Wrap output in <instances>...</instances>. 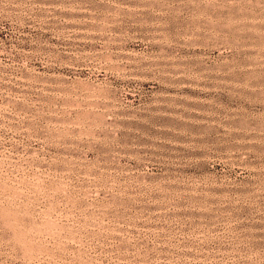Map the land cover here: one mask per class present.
Returning a JSON list of instances; mask_svg holds the SVG:
<instances>
[{"label":"rangeland","instance_id":"rangeland-1","mask_svg":"<svg viewBox=\"0 0 264 264\" xmlns=\"http://www.w3.org/2000/svg\"><path fill=\"white\" fill-rule=\"evenodd\" d=\"M0 264H264V0H0Z\"/></svg>","mask_w":264,"mask_h":264}]
</instances>
